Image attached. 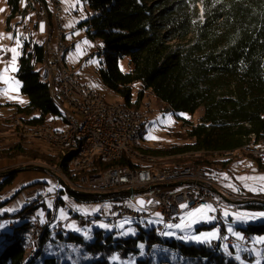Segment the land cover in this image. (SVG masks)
Instances as JSON below:
<instances>
[{"label":"trees","instance_id":"16d2710c","mask_svg":"<svg viewBox=\"0 0 264 264\" xmlns=\"http://www.w3.org/2000/svg\"><path fill=\"white\" fill-rule=\"evenodd\" d=\"M21 1L7 0L11 17L20 12ZM85 1L91 12L86 23L87 34L103 44V53L98 54L103 57L102 80L124 105L140 108L144 93L150 92L176 112L193 115L203 109L196 125L184 123L187 125L185 143L167 149L144 148V153L159 159L187 155V160L179 162L203 167L212 180L227 163L218 157L241 151L250 143L264 146V0ZM197 6L201 7L200 15ZM123 58L128 59L129 73L119 69L118 63ZM43 62V44L39 45L31 38L26 40L17 78L28 103L15 105L13 115L21 116L29 125L54 126V122H65V119L50 99L47 86L40 80ZM134 88L137 89L135 93ZM29 115L32 117L27 118ZM1 126L10 128L0 124V132ZM9 138L12 139L9 145H0V158L40 159L71 174L68 167L71 156L59 157L50 150L34 151L13 133ZM94 164V171L135 166L123 158L107 165L97 160ZM13 175L5 176L0 189L11 182ZM69 194L86 202L97 199ZM245 208L264 210V204L249 202ZM30 226L29 221L14 226L11 234L14 241L5 245L0 253V264H36L42 255V247L51 240L52 243L83 244L91 255H101L100 260L91 264H109L108 258L114 252L122 258L138 253L140 242L145 244L147 257L137 260V264L166 263L164 259L154 261L149 255L154 248L162 247L181 257L176 264H238L220 248L219 242L211 248L168 241L160 238L155 229L140 230L135 237L120 239L112 245L110 236L103 237L98 232L89 244L73 234L64 237L63 233H58L52 239L51 231L43 225L30 254L23 236ZM242 231L248 236L264 235V221ZM39 264L69 263L46 257Z\"/></svg>","mask_w":264,"mask_h":264},{"label":"rangeland","instance_id":"374dc122","mask_svg":"<svg viewBox=\"0 0 264 264\" xmlns=\"http://www.w3.org/2000/svg\"><path fill=\"white\" fill-rule=\"evenodd\" d=\"M30 2L31 0H22L19 7L20 12L11 17L7 0H0V124L2 125L6 124V120L15 114V105L25 106L28 103V97L21 92V83L17 78L24 42L31 38L35 43L42 45L47 40L46 26L37 23ZM60 3L61 17L66 26L65 42L69 46V53L64 56L65 64L74 69L81 82L88 84L106 103H123L122 99L102 80L103 66L101 62L103 57L102 55L99 57L98 54L103 53V44L97 39H91L87 34L86 23L91 15L87 2L85 0H60ZM197 8L200 15L201 7L197 6ZM51 44L53 45V41ZM5 55H8L6 60H4ZM118 65L123 73L130 72L127 58L121 59ZM135 92H137L136 88L133 90V93ZM148 104L151 106L150 111L147 110ZM140 108L148 113V118L143 121L144 128L140 142L143 148L150 149H167L185 143L187 131L184 130V127L187 126V122L196 125L203 113L202 108L193 115L176 112L150 92L144 93ZM26 117L31 118L32 116ZM77 120L81 122L79 117ZM53 125L58 129L67 128L62 120L54 122ZM1 129L3 130L0 132V145H9L12 139H8V137L12 134V129L3 126ZM26 142V147L34 151L48 152L50 150L59 156L55 148L46 147L35 141ZM250 157L252 155L244 150L234 152L229 156L218 157L220 160L227 161L212 179L216 185L215 189L220 192V196L215 195V197L222 204L221 220L224 225L216 218V210L212 206H210L211 210L207 207L196 208L204 209L202 212H196V209L188 210L185 204H181L182 212L178 222L165 225L163 232L158 233L159 237L168 241L178 240L185 244L208 245L215 248L218 242L220 243L219 236L227 232L242 243L243 235H245L242 229L264 221V216L259 215L264 213V210L245 208L249 202L264 204V179H261L264 177V166ZM186 158L187 155L177 158L165 156L152 161L150 165L152 167L183 165L179 161L183 162L187 160ZM24 162H27L26 166L29 169L14 173L11 182L0 189V253L5 245L14 241L11 237L13 232L8 228L9 223H13L17 227L23 222L29 221L32 225L29 229H37L34 227L36 224L38 227L47 225L51 231V237L55 235L52 233V229L62 224L64 232L61 233L64 237L69 234L78 235L83 238L85 244H89L94 241L98 232L103 237L110 236L112 245H116L120 239L135 237L140 233V230L148 232L162 224L160 215L155 214L148 220L138 223L129 220H119L113 224L98 221L90 228H84L80 217H95L101 208L109 206L110 202L120 198L121 195L94 197L97 199L91 202L76 200L51 173L44 170L53 168L52 166L40 159L33 160L24 156L13 159L0 158V185L10 171L9 166H15L13 169L25 167V165H19ZM34 166L41 168L35 169ZM61 190L64 191L61 192ZM56 192H59L61 200L55 203L51 194ZM122 197L128 208L137 210V205L130 200L129 195ZM35 198L38 201H34ZM26 200L27 202L31 201V205L27 206L25 210V213L29 212V214H26L25 219L19 220L17 216L26 206ZM182 205L185 207H181ZM71 210L76 211L79 218L72 217ZM26 233L30 238L29 230ZM222 237L223 235L220 248L227 251L226 254L238 264H264V235H250L251 252L240 245L237 246V251L228 249ZM24 239L26 250L31 252L34 243L30 240L31 246H28L26 236ZM48 242L42 247V255L36 260V264L41 263L46 257H55L62 263L69 264H91L101 259V255L93 256L88 253L83 244L52 243V240ZM223 243L225 249L222 247ZM226 243L228 242L226 241ZM144 245L140 242L138 253L129 254L126 258H122L118 252H114L108 258L109 264H137V260L147 257ZM149 255L154 261L164 259L166 261L164 264H176L181 258L166 247L154 248Z\"/></svg>","mask_w":264,"mask_h":264},{"label":"built area","instance_id":"2783aa9c","mask_svg":"<svg viewBox=\"0 0 264 264\" xmlns=\"http://www.w3.org/2000/svg\"><path fill=\"white\" fill-rule=\"evenodd\" d=\"M57 3L56 14L58 17V26H50L46 22V12L44 0H38V16L40 23L46 26L47 40L44 43V51H52V58H48L46 62L45 77L54 81V51H62L67 46L65 41L57 39V31L66 30L63 20H61L62 7L60 0H55ZM53 41V45L51 44ZM8 59V55L4 56V60ZM62 84L65 88V97L70 98L71 102L77 105H85L89 113V123L80 124L75 116H71V124L67 126V131H59L54 126H48L57 130V137H44L42 139L60 138L62 142H66L69 134H84L86 138V151L89 152L97 145H104L107 151H112L114 146L119 143H127V135L133 131V127L138 124H143L146 119L145 113H122L120 110L113 109H90V102L97 101L92 99V92L88 84L81 82L79 75H70L65 72V77L62 79ZM85 91L89 95V103H82L76 100V92ZM258 156V153H264V150L250 149ZM264 162V161H261ZM75 166L77 162H74ZM60 179V170H51ZM71 189L91 194H120V198L110 202L109 206L101 208L95 217H80L84 228H90L95 222L103 221L109 224L118 222L119 220H129L133 222L146 221L155 214L161 217L162 232L165 225L176 224L181 215L180 205L185 204L188 210L212 206L216 210V218L221 222V207L222 204L216 199L214 189L216 185L211 180L204 169L180 172H171L165 175L140 176L134 171L118 172L117 174H106L105 172H97L93 178L74 179V182L63 181ZM134 191V192H133ZM130 192V193H128ZM55 194L52 197L55 201ZM129 195L130 200L137 205V210L130 209L125 205V200L122 196ZM141 199L143 205L140 206L137 199ZM43 199V198H42ZM34 201H38L36 198ZM29 206L31 201H28ZM56 203V202H55ZM75 217L79 218L76 211ZM29 214V212H28ZM26 216V215H18ZM160 221V219H159ZM223 224V221L221 222ZM11 223L8 224V227ZM34 227H37L34 228ZM34 229H28L33 237L36 238L40 234V227L36 224ZM27 231V230H26ZM64 231L63 225L52 229V233L58 234ZM26 233V232H24ZM224 237V236H223ZM228 245L237 243L234 239L227 240ZM242 246L251 250V237L243 236ZM264 248V245H263ZM225 249V248H223Z\"/></svg>","mask_w":264,"mask_h":264},{"label":"bare ground","instance_id":"6f19581e","mask_svg":"<svg viewBox=\"0 0 264 264\" xmlns=\"http://www.w3.org/2000/svg\"><path fill=\"white\" fill-rule=\"evenodd\" d=\"M30 3L34 11L36 21L38 24H40V16H38V0H31ZM44 5L47 24H49L50 26H58V17L56 14L57 3L55 2V0H44ZM61 20H63L62 17ZM57 39L59 41H65L64 31H57ZM68 53L69 47H64L62 51H54V58L58 59L56 60V65H54L53 81L45 77L46 62L48 58H52V51H44V62L40 69V80L47 86L49 97L63 114L65 124L67 126L71 124V116H75L76 118L79 117L81 119L80 124H88L89 113L87 111V107L85 105H77L75 102H71L70 98L65 97V88L62 84V79L65 77V72L69 73L70 75H78L74 69L68 67L64 62V56H66ZM89 89L93 91L92 99L97 100L90 102V109H121L122 113H145L146 119L148 118V113L141 108H130L123 103L118 102L106 103L102 99V97L90 86ZM76 100L82 103H89V95H87V92L85 91H78L76 92ZM147 110H151V106L149 104L147 105ZM6 124L10 126L13 134L25 141H35L45 145L46 147L55 148L59 153V157H66L68 155L71 156L68 162L69 171L71 172L70 175H68L59 167L50 168L51 170H60L61 180L66 182H74V179L79 178H93L98 171L105 172L106 174H117L118 172H126L128 170L134 171L140 176H152L165 175L171 172L189 171V169H204L199 165L152 167V165H150L152 164L151 162L157 159L159 160V158L146 154L143 151L144 148L142 147L140 141L143 134L144 124H138L137 126L133 127V131H130V135H127V143H119L115 145L112 151H107V148H105L104 145H97L93 147L89 152L86 151V138L84 134H69L66 142H62L60 138H52L51 140L42 139L44 137H57V130L46 125H29L25 123L22 120V117L19 115L10 116L6 120ZM184 130L187 131V127H184ZM59 131H67V128L59 129ZM252 147L254 149L260 150H264V148L253 143L247 144L243 147L244 151L250 153L260 165L264 166V162H261L264 161V153H258L257 156L254 151H249L250 149H252ZM122 158L126 161L132 162L133 164H135V166H114L106 170L94 171V163L96 160L103 165H107ZM75 161L77 162L78 166H75ZM60 200V195L55 194V202H58ZM27 206H29V203H26L25 207ZM70 212H74V210H71ZM26 214L28 213H25V211L20 213V215ZM70 215L72 217H75L74 213H70ZM25 217L27 216H19L17 217V219L22 220ZM8 228L12 230L14 228V224L11 223V226ZM155 232H162V227L160 224L155 229ZM23 236H26L27 242H30L31 240V242L34 243L33 246H36L35 237L29 235V238L28 233H24ZM27 237L29 238V240ZM38 237L39 235H37V240ZM32 251L30 252V254H32Z\"/></svg>","mask_w":264,"mask_h":264},{"label":"water","instance_id":"95a60500","mask_svg":"<svg viewBox=\"0 0 264 264\" xmlns=\"http://www.w3.org/2000/svg\"><path fill=\"white\" fill-rule=\"evenodd\" d=\"M33 168L37 169V168H41V167L34 166ZM28 169H29L28 167L15 168V169H11L8 173H16V172H18L20 170H28ZM44 170H46L49 173H51L57 179L59 184H61L64 187V189L68 193H71L72 195H75V196H89V197H107L108 195H111V194H91V193H84V192L75 191V190L71 189L70 187H68L55 173H53L51 171V169H44ZM128 193H130V192H128ZM214 194L220 196V192L217 191L216 189L214 190ZM137 202L139 203L140 206L143 205L142 200L140 198L137 199Z\"/></svg>","mask_w":264,"mask_h":264},{"label":"crops","instance_id":"0c3cea01","mask_svg":"<svg viewBox=\"0 0 264 264\" xmlns=\"http://www.w3.org/2000/svg\"><path fill=\"white\" fill-rule=\"evenodd\" d=\"M250 158H252V157H250ZM253 160H254V158H253ZM26 163H27V162H24L23 164H19V165H25V167H27V166H26V165H27ZM15 165H18V164H15ZM14 167H15V166L11 165V166H9L8 169L11 170V169H13ZM220 189H221V188H220ZM220 189H219V190H220ZM220 191H221V190H220ZM35 199H36V198H35ZM35 199H34V200H35ZM26 203H27V200H26ZM39 203H40V202H39ZM223 225H224V224H223ZM223 225H222V226H223ZM46 226H47V225H46ZM223 228H224V227H223ZM222 235L224 236V237H222V238H223L225 244H227L226 241H227L229 238L234 239V240L237 242V243H235V244H233V245H228V244H227L226 246L228 247V249L231 247V248H233L235 251H237V248H238L237 246H239V245L242 246L241 241H239L237 238H234V236H230L227 232H224ZM222 235H221V236H222ZM221 236H219L220 239H218V240L220 241V243L223 242V241H221ZM243 236H244V235H243ZM26 242H27V241H26ZM242 242H243V241H242ZM27 243H28V246H31L30 242H27ZM224 243H223V246H222L223 248L225 247V244H224ZM32 246H33V245H32ZM220 246H221V244H220ZM231 248H230V249H231ZM29 249H30V248H29ZM231 250H232V249H231ZM226 252H227V251H226ZM249 252H251V250H250Z\"/></svg>","mask_w":264,"mask_h":264},{"label":"snow or ice","instance_id":"6c2138e0","mask_svg":"<svg viewBox=\"0 0 264 264\" xmlns=\"http://www.w3.org/2000/svg\"><path fill=\"white\" fill-rule=\"evenodd\" d=\"M13 51H15L14 49H13ZM261 179H264V177H262ZM181 207H185L184 205H182ZM205 207H207V208H209V210H211L210 209V206H205ZM204 209H196L195 211L196 212H202ZM190 215H191V213H190ZM225 215H227V213H225ZM259 215H261V216H264V213H261V214H259ZM169 227H172V225H169ZM177 227H179L178 225H177ZM214 235V234H213Z\"/></svg>","mask_w":264,"mask_h":264}]
</instances>
